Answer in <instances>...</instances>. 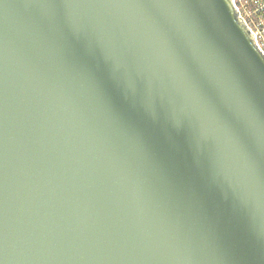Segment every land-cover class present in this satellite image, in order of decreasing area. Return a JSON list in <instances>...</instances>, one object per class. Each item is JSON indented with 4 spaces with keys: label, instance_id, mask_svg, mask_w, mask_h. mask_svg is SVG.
<instances>
[{
    "label": "water",
    "instance_id": "water-1",
    "mask_svg": "<svg viewBox=\"0 0 264 264\" xmlns=\"http://www.w3.org/2000/svg\"><path fill=\"white\" fill-rule=\"evenodd\" d=\"M0 264H264L232 0H0Z\"/></svg>",
    "mask_w": 264,
    "mask_h": 264
},
{
    "label": "built area",
    "instance_id": "built-area-1",
    "mask_svg": "<svg viewBox=\"0 0 264 264\" xmlns=\"http://www.w3.org/2000/svg\"><path fill=\"white\" fill-rule=\"evenodd\" d=\"M235 8L264 53V0H232Z\"/></svg>",
    "mask_w": 264,
    "mask_h": 264
}]
</instances>
